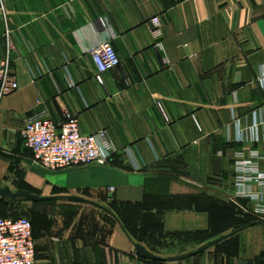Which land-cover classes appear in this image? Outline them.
Listing matches in <instances>:
<instances>
[{
    "label": "crops",
    "instance_id": "0c3cea01",
    "mask_svg": "<svg viewBox=\"0 0 264 264\" xmlns=\"http://www.w3.org/2000/svg\"><path fill=\"white\" fill-rule=\"evenodd\" d=\"M108 37L121 64L101 84ZM0 58L19 84L0 99V187L20 193L0 216L65 202L34 230L35 264H264V221L230 199L240 153L264 170V0H0ZM66 113L106 132L109 163L34 159L26 119Z\"/></svg>",
    "mask_w": 264,
    "mask_h": 264
},
{
    "label": "built area",
    "instance_id": "2783aa9c",
    "mask_svg": "<svg viewBox=\"0 0 264 264\" xmlns=\"http://www.w3.org/2000/svg\"><path fill=\"white\" fill-rule=\"evenodd\" d=\"M95 25L106 31L104 19L97 20ZM157 46L162 49L160 42ZM91 56L95 64V79L101 84L105 82V73L121 64V58L111 37L93 47ZM18 87L9 59L0 58V99ZM21 133L24 144L32 151L34 159L48 170L57 171L91 163L106 164L112 156L106 132H84L78 117L72 113H66L65 121L60 123L46 115H32L26 119ZM261 158L262 152L255 148L237 156L231 173L234 192L230 199L247 213L264 221V191L253 188H264ZM241 200L252 203V206L240 204ZM35 262L36 239L31 219L25 216H0V264Z\"/></svg>",
    "mask_w": 264,
    "mask_h": 264
},
{
    "label": "rangeland",
    "instance_id": "374dc122",
    "mask_svg": "<svg viewBox=\"0 0 264 264\" xmlns=\"http://www.w3.org/2000/svg\"><path fill=\"white\" fill-rule=\"evenodd\" d=\"M17 182L19 184H23V186L25 187L31 188L29 187L30 184H28V182L25 181V177L22 174L20 177H18ZM61 204H65V202H53V204L52 203L36 204L32 202H24L22 204H19V206L14 211V215H12L11 217L14 218L15 217L18 218L22 216L29 217L32 219L35 228L40 230L41 226L45 224V219H47L48 215L51 217L52 213L57 209V207L61 206ZM58 210L60 209L58 208L56 211ZM250 215L251 217H253L252 214ZM250 215H248L247 218ZM255 219L260 220L257 217H255Z\"/></svg>",
    "mask_w": 264,
    "mask_h": 264
},
{
    "label": "water",
    "instance_id": "95a60500",
    "mask_svg": "<svg viewBox=\"0 0 264 264\" xmlns=\"http://www.w3.org/2000/svg\"><path fill=\"white\" fill-rule=\"evenodd\" d=\"M23 195H25V198L27 200H33V201H40V200H45L46 197L44 196H38V195H31L28 194L26 192H22ZM20 196V193H14L11 191V189L9 187H0V197L4 200H6V202H10L11 199L13 200H17V198ZM73 199L75 200H79L81 201L82 199L79 197H73ZM225 237L219 238L216 241L213 242V244H217L219 243L221 240H223ZM136 252L140 255H142L145 258H149V259H154V260H158L159 257L149 253L145 247L136 244Z\"/></svg>",
    "mask_w": 264,
    "mask_h": 264
},
{
    "label": "trees",
    "instance_id": "16d2710c",
    "mask_svg": "<svg viewBox=\"0 0 264 264\" xmlns=\"http://www.w3.org/2000/svg\"><path fill=\"white\" fill-rule=\"evenodd\" d=\"M3 217H5V216H3ZM8 217H11V216H8ZM15 218H16V217H15ZM30 219H31V218H30ZM252 219H255V217L253 216ZM31 221H32V219H31ZM32 223H33V221H32ZM33 226H34V223H33ZM34 230H35V227H34ZM34 236H35V234H34Z\"/></svg>",
    "mask_w": 264,
    "mask_h": 264
}]
</instances>
